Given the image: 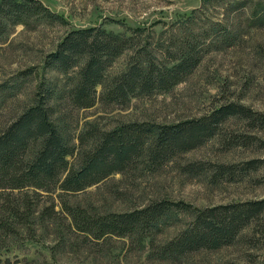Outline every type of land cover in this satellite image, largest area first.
<instances>
[{
	"label": "rangeland",
	"instance_id": "374dc122",
	"mask_svg": "<svg viewBox=\"0 0 264 264\" xmlns=\"http://www.w3.org/2000/svg\"><path fill=\"white\" fill-rule=\"evenodd\" d=\"M39 1L62 21L24 20L0 38V133L35 103L42 87L55 91L52 117L77 147L80 134L94 128L111 131L130 122L175 124L203 117L230 102L264 113V0L207 4L185 34L197 35L203 28L215 33L234 22L231 29L237 38L230 44L218 42L211 46L200 66L170 93L133 98L125 105L99 100L90 109H76L70 104L68 94L78 81V70L63 74L45 64L47 56L70 31L103 25L107 31L127 33L129 37H136L134 31H142L137 39L142 40L141 45L144 39H149L153 47L156 43L169 45L176 35L184 33L175 25L200 10L204 0ZM234 2L239 7L230 6ZM133 53L121 56L109 69V76L124 72ZM97 92L98 96L102 94L101 86ZM249 134L257 137L251 144L243 140V135ZM77 153L69 158L71 163ZM251 160L262 161V166L233 181L212 182L213 168L198 177L180 172V167L189 163L211 167ZM9 193L11 198L0 199V213L14 222L15 232L0 234V264H264V243L250 245L246 240L251 236L249 229L231 246L166 260L159 256V249L186 228L188 216L140 242L137 236L96 240L79 231L65 211L67 205L90 215H103L142 209L163 199L195 208L264 199V130H250L238 119L223 125L203 147L156 172L139 165L74 194L59 189L52 193L32 189ZM3 200L6 209H1ZM26 203L31 207L29 212ZM15 212L18 219H14Z\"/></svg>",
	"mask_w": 264,
	"mask_h": 264
},
{
	"label": "trees",
	"instance_id": "16d2710c",
	"mask_svg": "<svg viewBox=\"0 0 264 264\" xmlns=\"http://www.w3.org/2000/svg\"><path fill=\"white\" fill-rule=\"evenodd\" d=\"M215 1L218 0H204L200 10H194L178 22L175 26L184 33L176 35L169 45L156 43L153 47L149 39H144L141 45L142 40L137 39L141 38L142 31H134L136 37H129L127 33L107 31L103 25L70 31L47 56L46 67L63 74L78 70V81L68 94L71 106L76 109L93 108L99 100L108 105H125L133 98L170 93L200 66L211 46L237 38L231 29L234 22H228L215 33L203 28L197 35L185 34L186 28L189 30L196 24L203 8ZM235 3L230 6L239 7ZM36 18L62 21L39 0H1L0 38L11 27ZM217 25L223 26L222 23ZM129 51L134 53L127 69L109 76V69ZM100 86L102 94L98 96ZM55 99V91L42 87L35 103L0 133V199L11 198L6 192L29 189L79 193L139 165L156 172L180 156L203 147L231 119L246 122L250 130H264V113L230 102L203 117L175 124L130 122L111 131L94 128L80 134L77 147L52 117L51 101ZM256 139L253 134L243 135V140L249 144ZM76 151L77 158L71 163L69 158L74 157ZM261 166L260 160L211 167L195 162L181 166L180 172L187 177H198L213 168L212 182L217 183L245 177ZM4 202L1 209H6ZM26 211H31L27 203ZM65 211L79 231L96 240L137 236L140 242L188 216L186 228L159 249V256L166 260L231 246L248 229L251 236L246 240L250 245L264 243V199L208 208L163 199L142 209L103 215H90L67 205ZM18 216L15 212L14 219ZM14 232V222L0 213V234L8 236Z\"/></svg>",
	"mask_w": 264,
	"mask_h": 264
}]
</instances>
